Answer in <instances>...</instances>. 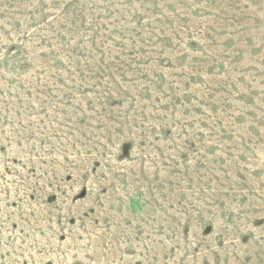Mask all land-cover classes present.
Listing matches in <instances>:
<instances>
[{
  "label": "rangeland",
  "instance_id": "374dc122",
  "mask_svg": "<svg viewBox=\"0 0 264 264\" xmlns=\"http://www.w3.org/2000/svg\"><path fill=\"white\" fill-rule=\"evenodd\" d=\"M0 264H264V0H0Z\"/></svg>",
  "mask_w": 264,
  "mask_h": 264
}]
</instances>
